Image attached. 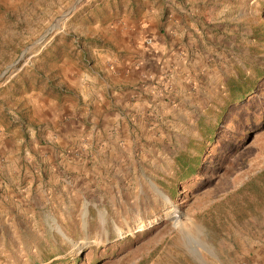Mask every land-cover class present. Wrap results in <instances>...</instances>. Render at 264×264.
<instances>
[{
    "label": "rangeland",
    "instance_id": "rangeland-1",
    "mask_svg": "<svg viewBox=\"0 0 264 264\" xmlns=\"http://www.w3.org/2000/svg\"><path fill=\"white\" fill-rule=\"evenodd\" d=\"M159 1L162 21L171 2L179 10L173 61L149 65L160 75L146 93L135 82L126 104L99 109L101 137L77 128L73 151L44 143L64 144L59 127L78 118L47 120L36 94L76 101L72 66L94 73L95 54L122 53L106 31ZM263 35L264 0H0V131L11 138L0 264H264ZM257 68L233 103L227 82ZM34 144L54 147L27 160Z\"/></svg>",
    "mask_w": 264,
    "mask_h": 264
},
{
    "label": "crops",
    "instance_id": "crops-1",
    "mask_svg": "<svg viewBox=\"0 0 264 264\" xmlns=\"http://www.w3.org/2000/svg\"><path fill=\"white\" fill-rule=\"evenodd\" d=\"M158 4L159 6L157 9H145V11H143L140 17L136 20L129 18V16L132 15L131 10L129 12L124 11L120 22H118L115 26H112L113 29L106 31L110 33L116 32L117 37L120 40V46L117 50L122 51V53L118 52L117 54H113L111 52V56L109 54H95L93 60L97 70L94 71V73L92 71H88L87 69H84L83 71L80 69L77 70L70 62L65 61V65L70 63V67L66 66L64 68L66 72L71 71L72 66V68L75 69L74 71L78 73L77 78L73 77L68 79L67 82L65 81V85L69 89H77L79 87L77 94L73 93L76 101H71L70 98H66L63 101L50 100L41 96L40 93L36 94L39 99L38 106L41 109V113L47 117V120L54 121L53 123L58 125L56 119H58L60 115L66 113H68V116L69 113H71L74 118H78V120L72 122V125L64 123V126L59 127L60 129H63V137H69L67 138L68 141H63L64 144H62V141H59L58 139L56 141H50V137H46L48 141H44V143L50 142V144L53 145H62L63 150L59 149L55 145L57 151H73V147L77 143L75 141L72 143L70 142L74 139L72 137L73 130L77 128L82 131L81 133H84L85 128L90 129V132L85 131V137L88 135L91 136L90 133L94 134L95 137H98L99 134L101 137L100 134L102 129L99 126H103V122H100L101 115L99 109L103 110L107 114H110V112H112V99L115 101L121 99L126 104L127 99H129V96L132 94V92L128 91V88L133 86L132 84L135 82L142 84L141 87L143 88L140 90H143V92L146 93L145 85L149 83L148 76L151 75V77H158L160 75L150 74L152 68H150L149 65H157L160 63L161 58H166L167 60L168 57L166 55L168 53L171 54L169 62L173 61L172 59L177 54L176 51L179 49L174 48V46L177 45L181 37L180 30L178 28L179 16L177 12H179V10L174 3L171 2V6H169V17L167 20L162 21L160 14L163 13L165 6L168 4H165L163 1H159ZM112 38L114 39L112 35L104 36V39L109 42ZM79 62L80 60L73 61L74 64H78ZM90 80L91 83H89ZM84 84H87V86ZM122 88L126 89V91H119V89ZM139 96H141L140 92H136V97L138 98ZM78 103H80V106H77ZM140 103L141 104H139V102H134L131 106L132 108L137 109V107L143 105V102ZM89 105L92 108L91 111ZM131 106L129 107L130 109ZM89 112H92L90 115L92 122L91 126L85 125L83 120L85 119V121H87L86 119L89 116ZM10 143L11 138L7 137V135H4L0 131V159L5 157V159L8 160L6 156H8V152L11 147ZM53 145H49V147L53 149ZM64 145L72 146L65 149ZM33 146H35V148L34 150H31L32 155L28 156L30 152H26L27 160L32 161L33 158L40 157L43 153L50 149L47 144L44 146H36L34 144ZM79 150L81 151V148H79ZM12 156L13 155H11V157ZM19 158V160H16L21 163V157ZM10 167L11 166L8 164L0 163V193H9V189L7 188L8 182L6 183L4 179L7 178L6 175ZM20 168H22L21 164ZM4 209L6 208H4L3 203L0 201V212Z\"/></svg>",
    "mask_w": 264,
    "mask_h": 264
},
{
    "label": "trees",
    "instance_id": "trees-1",
    "mask_svg": "<svg viewBox=\"0 0 264 264\" xmlns=\"http://www.w3.org/2000/svg\"><path fill=\"white\" fill-rule=\"evenodd\" d=\"M264 36V35H263ZM260 69L257 68L256 77L246 75V76H240L235 77L234 79H231L229 82H227V92L229 95L230 100L233 103H236L238 101H242L246 99L254 89L255 85L259 82L260 77L262 76V72L259 71ZM211 130H205L203 131L204 137L207 141H210L211 137ZM201 150L198 152V155H201ZM198 160V159H197ZM181 166L185 168L184 171L193 173L195 168L193 167V164L187 163L186 161L182 160Z\"/></svg>",
    "mask_w": 264,
    "mask_h": 264
}]
</instances>
